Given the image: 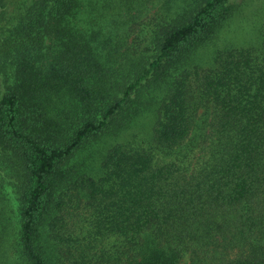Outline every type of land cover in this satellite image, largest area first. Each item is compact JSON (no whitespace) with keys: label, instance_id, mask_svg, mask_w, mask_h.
<instances>
[{"label":"trees","instance_id":"16d2710c","mask_svg":"<svg viewBox=\"0 0 264 264\" xmlns=\"http://www.w3.org/2000/svg\"><path fill=\"white\" fill-rule=\"evenodd\" d=\"M240 3L0 0V264H264V22L218 44Z\"/></svg>","mask_w":264,"mask_h":264},{"label":"rangeland","instance_id":"374dc122","mask_svg":"<svg viewBox=\"0 0 264 264\" xmlns=\"http://www.w3.org/2000/svg\"><path fill=\"white\" fill-rule=\"evenodd\" d=\"M237 2L242 3L239 4L231 21L226 24V29L218 41L219 45H245L258 41L261 23L264 22V0H237ZM142 122L148 123V120L144 117ZM131 133L139 137L146 132L139 123ZM123 137L127 139L125 137H128V134ZM189 262L190 255L187 253L182 257L180 264H189Z\"/></svg>","mask_w":264,"mask_h":264}]
</instances>
